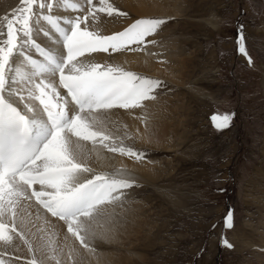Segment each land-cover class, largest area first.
I'll return each mask as SVG.
<instances>
[{"label":"rangeland","instance_id":"1","mask_svg":"<svg viewBox=\"0 0 264 264\" xmlns=\"http://www.w3.org/2000/svg\"><path fill=\"white\" fill-rule=\"evenodd\" d=\"M3 1L16 4L6 6L8 18L23 7L22 0ZM160 1L166 13L136 15L115 6L127 13L117 15L120 22L166 21L146 38L168 39L165 73L127 70L163 82L151 100L163 102L165 135L160 145L152 134L149 144H140L132 132L118 136L117 146L144 156L119 154L134 160L141 175L146 166L151 173L137 178L119 200L127 204L119 211L127 233H116L117 244L101 238L91 240V247L113 255L106 264H264V0ZM241 31L247 56L238 51ZM225 112L233 114L231 125L217 130L210 117ZM51 225L43 220L56 245L49 262L88 264V257L69 256L64 231ZM222 236L232 247L221 243ZM18 247L23 258L29 256L22 242Z\"/></svg>","mask_w":264,"mask_h":264},{"label":"snow or ice","instance_id":"2","mask_svg":"<svg viewBox=\"0 0 264 264\" xmlns=\"http://www.w3.org/2000/svg\"><path fill=\"white\" fill-rule=\"evenodd\" d=\"M97 3L99 8L93 0H83V4L79 0H22L23 7L11 18L5 17L0 26V242L15 246L18 238L27 245L31 254L27 264H46L55 258L51 233L41 228L33 234L39 249L26 234L31 216L28 202L35 200L63 221L67 232L93 251L96 229H103L100 236L108 231L102 209L136 184L126 169L97 174L87 163L89 152L82 142L136 159L144 156L123 144L110 147L115 141L98 113L115 107H142L144 101L156 98L154 90L163 82L119 65L85 63L80 58L109 49L135 51L166 21L141 18L123 31L102 35L89 30L90 17L95 22L98 12L108 16L127 13L119 12L109 0ZM84 4L89 6L84 15H62L81 12ZM41 35L49 38L47 46L37 42ZM29 47L42 59L27 54ZM238 51L248 55L242 31ZM57 75L58 86L51 79ZM58 87L66 93L61 95ZM232 116L225 112L210 119L217 130H223L230 127ZM232 221L229 212L226 227L231 228ZM221 243L232 247L226 237L222 236ZM0 264L7 262L0 259Z\"/></svg>","mask_w":264,"mask_h":264},{"label":"bare ground","instance_id":"3","mask_svg":"<svg viewBox=\"0 0 264 264\" xmlns=\"http://www.w3.org/2000/svg\"><path fill=\"white\" fill-rule=\"evenodd\" d=\"M80 3L83 4V0H79ZM110 3L115 7H123L129 10H132L136 15H146V14H154V13H166L165 7L167 5H163L161 1L157 0H109ZM10 4V1H1L0 0V21L7 16V9L13 8L16 4L8 7L6 4ZM164 3V2H163ZM12 4V3H11ZM6 6L8 7L6 9ZM93 6L99 8L101 5L97 3V0H93ZM88 5H83V11L74 13V12H63L62 15L71 16V15H84L88 9ZM115 7V8H116ZM121 8V9H123ZM119 10V9H117ZM169 13V12H168ZM1 14H5L1 16ZM118 14L114 13L112 16H108L106 13H97L98 19L94 22L91 17L88 20L89 30L99 31L102 35H112L116 32L123 31L125 28L130 25V21L120 22L117 17ZM138 17V16H137ZM83 27V25H82ZM164 32V31H163ZM165 35V34H164ZM163 35V36H164ZM160 37V36H159ZM49 38L41 35L37 38L38 43H42L43 46H47V41ZM151 40V39H150ZM165 37L162 40H159L155 43H148L149 39L145 40V43L141 45L137 50L132 51L128 49H123L120 51H112L109 49L108 52L97 51L93 53H86L84 57L80 58L85 63H98L102 66L104 65H119L126 70H139L143 72H158L159 74H164L165 71L163 69V58H165V47L167 48ZM169 45V44H168ZM53 47H59L58 45L53 44ZM170 46V45H169ZM168 46V47H169ZM129 48H137L136 45H130ZM169 54L173 53L171 50L167 51ZM171 52V53H170ZM27 54H31L34 58L42 59L38 54L35 53V50L31 47L27 49ZM174 54V53H173ZM173 56V55H172ZM16 57H13L15 60ZM52 81L58 86V75L56 77L51 78ZM58 90L61 92V95L66 93V90L59 88ZM154 101V100H146L143 102L142 107L137 108H120L115 107L110 110H102L98 113V119L103 121V126L107 129L108 133L111 134L114 144L111 146H117L116 142L119 139V135H122L125 131L132 132L134 136H137V139L140 144H149L153 140L157 141V144H161L159 140L164 137L165 129H164V114L162 112L163 102ZM74 107V105L69 104V108ZM160 120V124H156L155 122ZM153 122V123H152ZM159 122V121H158ZM157 125V130H151L150 126ZM155 125V127H156ZM159 125L162 126L159 129ZM153 128V127H152ZM149 134L151 136H149ZM85 146V149L89 152V159L87 161L88 165L97 173H112L116 169H126L128 173L134 176L136 179L141 177L145 178L150 175V167L146 166L145 172L141 175V167L138 164L134 163V160H129V158L120 155L119 152L109 151L108 148H105L99 144L93 145L90 141L82 142ZM154 143V144H156ZM159 144V145H160ZM139 172V173H138ZM126 200V199H125ZM121 201V200H120ZM124 204L115 201L111 204L106 205L102 209V218L107 220V228L108 231L104 236H100L99 233L103 231V229H96L98 235L92 240L97 242L101 238L102 241L113 242L117 244V239H121L120 237H116V233L121 235V232L127 233L122 227L125 225L123 221V214L119 213L121 208L123 209ZM127 205V204H126ZM27 211L31 213V216L28 217L30 223L28 228L26 229V234L29 239L33 240L34 247L39 249V242L36 240L34 233H37L38 229L43 228V220L49 221L52 225H59V228L62 229L63 232V243L66 245V249L68 248V252L71 254H77L79 257H88V264H106L108 260L111 261L112 254L107 253L103 254L100 251H89L86 248H80L79 246L70 244L72 241V235L68 234L62 224H65L63 221L59 220L56 217H52L50 213H47L38 203L33 200L26 204ZM131 221V220H129ZM130 223V222H129ZM132 223V222H131ZM51 225V226H52ZM132 226V225H131ZM67 233V234H65ZM23 244V243H22ZM75 244V243H74ZM18 245H21L18 238L15 246H7L0 242V259H3L7 262V264H27V261L30 259L29 256L23 258L21 254L18 252ZM27 249V245L23 244ZM56 246V245H55ZM64 247V246H63ZM12 250H10V249ZM14 250V251H13ZM11 251V253H10ZM13 251V252H12ZM28 253V252H27ZM39 255V251L37 252ZM59 254V253H58ZM137 253H135L136 255ZM61 255V254H59ZM67 255V254H66ZM76 255V256H77ZM63 256V254H62ZM61 256V257H62ZM141 257V255H140ZM17 258V259H16ZM19 260V261H18ZM103 260V261H102ZM113 260V259H112ZM51 261V259H50ZM109 261V262H110ZM108 262V263H109ZM52 264L49 260L46 264Z\"/></svg>","mask_w":264,"mask_h":264}]
</instances>
